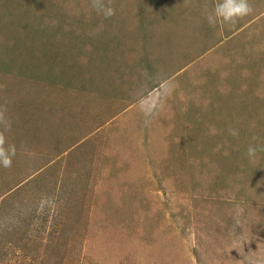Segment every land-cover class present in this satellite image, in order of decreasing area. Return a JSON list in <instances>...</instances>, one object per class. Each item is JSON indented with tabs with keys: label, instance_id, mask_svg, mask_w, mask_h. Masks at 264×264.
<instances>
[{
	"label": "rangeland",
	"instance_id": "1",
	"mask_svg": "<svg viewBox=\"0 0 264 264\" xmlns=\"http://www.w3.org/2000/svg\"><path fill=\"white\" fill-rule=\"evenodd\" d=\"M216 2L112 0L106 19L91 0H0L18 150L0 166V264L264 260V152L246 154L264 144V0L209 26ZM143 69L153 91L176 85L147 125Z\"/></svg>",
	"mask_w": 264,
	"mask_h": 264
},
{
	"label": "clouds",
	"instance_id": "2",
	"mask_svg": "<svg viewBox=\"0 0 264 264\" xmlns=\"http://www.w3.org/2000/svg\"><path fill=\"white\" fill-rule=\"evenodd\" d=\"M112 0H108L107 5L104 0H91V7L101 14L104 18H110L115 15L116 9L111 6ZM205 20L209 26H215L218 23L225 25H234L240 18H243L253 11V6L249 3V0H217V2L208 10V5L204 6ZM143 75L145 82L138 89V109L144 117L145 124H150L152 119L155 118L159 110L165 104L167 98L171 95L175 88L173 81L157 75L159 87L153 91L148 81L151 79L148 75L147 69H143ZM12 130V120L9 116V109L7 105H0V166L5 169L12 167L13 159L17 155V146L14 143H10L8 134ZM230 134L237 136V129H230ZM257 137H252L255 141ZM25 151L26 155L30 158L35 156V152ZM264 152V144L250 143L247 147L246 154L250 159L258 158V153ZM57 206L56 198L48 195H44L40 198L38 203V211L43 212L45 208L54 209ZM256 264H264V260L257 261Z\"/></svg>",
	"mask_w": 264,
	"mask_h": 264
}]
</instances>
